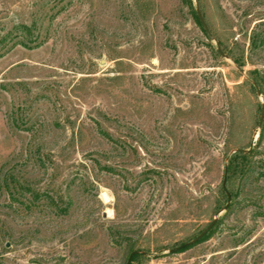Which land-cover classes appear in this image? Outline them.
<instances>
[{
	"label": "rangeland",
	"instance_id": "1",
	"mask_svg": "<svg viewBox=\"0 0 264 264\" xmlns=\"http://www.w3.org/2000/svg\"><path fill=\"white\" fill-rule=\"evenodd\" d=\"M192 1L0 0V264H264V0Z\"/></svg>",
	"mask_w": 264,
	"mask_h": 264
},
{
	"label": "trees",
	"instance_id": "2",
	"mask_svg": "<svg viewBox=\"0 0 264 264\" xmlns=\"http://www.w3.org/2000/svg\"><path fill=\"white\" fill-rule=\"evenodd\" d=\"M189 7H191L193 9V1L192 0H183ZM197 22L201 25L200 23V20L197 16V14L195 12H193ZM237 63H239V61H237ZM240 64V63H239ZM256 74V73H255ZM258 86H260V79L258 78H255L253 79ZM263 137V133L261 132V135H260V138L259 139H262ZM252 155H253V152L250 151V152H247V153H243V152H240V153H236L234 154L229 162H228V165H227V170H228V177H227V184L228 182H231L239 173H247L248 171H250V168L252 166ZM228 190V189H227ZM229 191V190H228ZM231 197L234 195V193L232 191H229ZM207 235H205L201 240L200 242L206 238ZM192 247H185L183 249H181L179 251V253H183L185 252L186 250L190 249ZM148 255V254H147ZM141 258H146L145 255H142V254H139V255H135L132 259V262L131 264H133L136 260L138 259H141Z\"/></svg>",
	"mask_w": 264,
	"mask_h": 264
},
{
	"label": "water",
	"instance_id": "3",
	"mask_svg": "<svg viewBox=\"0 0 264 264\" xmlns=\"http://www.w3.org/2000/svg\"><path fill=\"white\" fill-rule=\"evenodd\" d=\"M197 15H198V18L200 20V23H201V25H202L205 33L207 34V36L209 37V39L213 40V37H212V35H211V33H210L209 29H208V26H207V24H206V22H205V20H204V18L202 16V14H201V11H200L199 8H197ZM217 49H218L219 53L222 56H224L223 53H222L221 47L218 44H217ZM255 89L257 91V94L259 96H261L260 89L257 86H255ZM263 118H264V104H263V110H262V113H261L260 127L262 126ZM240 152L246 153L248 151H245V150H237V151H235V153H240ZM227 177H228V170H227V167H226L225 168V171H224V180H223V185H222L223 186V190L225 191V193H226V195L228 197V203H227V205L225 207V210L228 209V207H229V205L231 203V195H230L229 191L227 190ZM104 217H106V213H104ZM216 222H217V219H215L213 221V223L201 235H199L194 241H192V242H190V243H188V244H186V245H184V246H182L180 248H177L176 250H173L172 252L179 251L182 248H185V247H188V246H192L195 243H197L200 239H202L205 235H207V233L214 227V225L216 224ZM139 254L147 255L145 252L134 251V252H132L130 254V256L128 258V261H127L126 264H131L133 257L135 255H139Z\"/></svg>",
	"mask_w": 264,
	"mask_h": 264
},
{
	"label": "bare ground",
	"instance_id": "4",
	"mask_svg": "<svg viewBox=\"0 0 264 264\" xmlns=\"http://www.w3.org/2000/svg\"><path fill=\"white\" fill-rule=\"evenodd\" d=\"M105 198V197H104ZM106 199V198H105Z\"/></svg>",
	"mask_w": 264,
	"mask_h": 264
}]
</instances>
